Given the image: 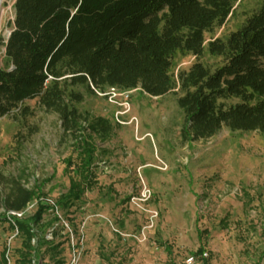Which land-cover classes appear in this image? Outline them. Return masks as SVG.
Instances as JSON below:
<instances>
[{
    "label": "rangeland",
    "instance_id": "obj_1",
    "mask_svg": "<svg viewBox=\"0 0 264 264\" xmlns=\"http://www.w3.org/2000/svg\"><path fill=\"white\" fill-rule=\"evenodd\" d=\"M14 2L2 0L0 6V68L5 66ZM261 2L240 0L227 21L205 35L206 43L226 39ZM195 62L176 52L170 75L177 82L178 74ZM200 62L212 70L220 64L207 53ZM69 91L83 98L73 104L77 110L108 119L113 133L106 143L94 140L93 177L81 202L67 214L53 209L43 214L47 225L55 217L60 220L45 233L59 248L44 253L43 247L41 264H185L190 256L195 264H264V133L222 127L211 138L194 141L183 134L185 117L174 93L155 98L130 90L129 110L118 123L115 115L125 107L80 86ZM23 108L27 117L13 112L0 118V176L20 179L26 189L37 186L43 203L51 206L69 187L65 161L78 164L75 139L64 134L57 115L40 108L37 100ZM143 185L151 197L140 208L130 199ZM0 190H5L1 184ZM31 204L29 215L36 209L35 201ZM10 234L8 224L0 221V253ZM20 244L17 237L11 262ZM200 249L207 258L195 256Z\"/></svg>",
    "mask_w": 264,
    "mask_h": 264
},
{
    "label": "trees",
    "instance_id": "obj_2",
    "mask_svg": "<svg viewBox=\"0 0 264 264\" xmlns=\"http://www.w3.org/2000/svg\"><path fill=\"white\" fill-rule=\"evenodd\" d=\"M239 1L15 0L5 66L0 68V118L13 112L27 117L23 104L37 100L40 108L57 115L64 134L75 139L78 164L65 161L69 187L54 206L43 203L37 186L26 189L20 179L0 176L5 189L0 190V221L21 239L14 264H41L43 247L44 253L58 250L45 233L60 220L55 217L47 225L42 216L49 209L67 214L81 202L93 177L94 140L106 143L113 133L108 119L73 106L83 98L69 88L80 86L92 95L110 88L140 89L155 98L174 93L185 117L183 134L194 141L209 139L222 127L264 133V0L226 39H205L227 21ZM178 51L196 62L176 82L170 69ZM205 53L220 60L214 70L200 62ZM34 201L32 215L8 216ZM5 252L0 264H6Z\"/></svg>",
    "mask_w": 264,
    "mask_h": 264
},
{
    "label": "built area",
    "instance_id": "obj_3",
    "mask_svg": "<svg viewBox=\"0 0 264 264\" xmlns=\"http://www.w3.org/2000/svg\"><path fill=\"white\" fill-rule=\"evenodd\" d=\"M97 95H99L98 92H95ZM101 94V93H100ZM129 91H123L117 88H110L108 89L105 93H102L101 96L105 97L106 99H108V103H110L111 105H116L118 107H125L126 109L121 112V113H117L115 115V118L117 120V122L119 123V119L118 117L121 116L122 114H126L129 110V105H128V98H129ZM122 102V103H118V102ZM151 197V193L150 190L143 185V187L141 188L140 194L137 197H132L130 199L131 204L138 206L140 208H142V205L145 204L147 201H149V198ZM36 204V203H35ZM51 206H54L53 204ZM33 206L32 204H29L26 209L22 212H9L8 216H14L17 218H22L25 215H28L29 210L32 209ZM156 214H152L150 216L151 219H155L156 218ZM18 237V232L15 229L14 231H11V234L9 235V237L6 239V244H5V259H6V264H14V262L10 261V252H11V245L13 243V241ZM207 258V253H202V255L200 256V259H205ZM196 263V259L193 256H190L186 259L185 264H195ZM74 264V261L71 263Z\"/></svg>",
    "mask_w": 264,
    "mask_h": 264
},
{
    "label": "bare ground",
    "instance_id": "obj_4",
    "mask_svg": "<svg viewBox=\"0 0 264 264\" xmlns=\"http://www.w3.org/2000/svg\"><path fill=\"white\" fill-rule=\"evenodd\" d=\"M1 2H2V0H0V6H1Z\"/></svg>",
    "mask_w": 264,
    "mask_h": 264
}]
</instances>
